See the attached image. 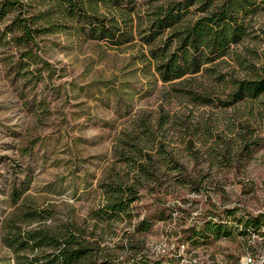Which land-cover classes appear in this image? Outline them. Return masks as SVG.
<instances>
[{"label": "rangeland", "instance_id": "374dc122", "mask_svg": "<svg viewBox=\"0 0 264 264\" xmlns=\"http://www.w3.org/2000/svg\"><path fill=\"white\" fill-rule=\"evenodd\" d=\"M134 1L129 16H116L122 34L113 40L90 39L61 17L52 23L66 24L62 31L41 33L25 48L6 30L16 14L0 18V264L44 262L56 248L10 241L31 231L62 238L66 225L90 260L264 261V236L192 244L184 232L212 213L219 221L227 208L264 213V93L233 97L264 63V0H251L245 35L229 55L172 82L156 67L207 4L189 7L181 23L147 43L157 7L184 0ZM101 6L100 17L114 15ZM114 183L133 188L135 198L127 215L104 219L97 210Z\"/></svg>", "mask_w": 264, "mask_h": 264}, {"label": "trees", "instance_id": "16d2710c", "mask_svg": "<svg viewBox=\"0 0 264 264\" xmlns=\"http://www.w3.org/2000/svg\"><path fill=\"white\" fill-rule=\"evenodd\" d=\"M211 1H169L157 7L148 29L149 34L144 38L147 43L154 42L165 30L173 29L181 23L189 7L197 2L207 4L200 9L204 16L193 23L183 25L177 48L165 55L163 63L156 67L164 82L181 80L187 75L200 72L203 66L229 55L231 46L239 43L244 37L246 32L244 13L254 6V3L251 0H219V4L209 12L208 3ZM102 4L114 13L112 17H100ZM136 6L134 0H2L0 18L10 13L16 14L11 24L6 27L7 33L13 34L12 41L17 46L29 48L37 44V38L41 33L52 34L62 31L60 27H66V24L52 23V19L56 18L59 21L61 17L66 18L67 23L71 22L74 30L84 33L90 39L119 38L118 35L122 33L116 16H129ZM254 76L253 79L237 83L233 94L235 102L248 98L255 99L264 93V63ZM106 192L108 202L97 210V214L104 219L127 215L130 202L135 198L134 189L114 183L109 185ZM236 213L234 208L224 209L218 218L219 221L213 220L217 215L212 213L202 226H191L184 230L189 234L187 239L192 244H197L209 239L228 238L234 234L240 237L253 234L264 236V213L256 215ZM36 215L38 214L35 212L32 216ZM229 219L231 221H228ZM149 225L147 221L140 222L142 230H147ZM65 227L67 232L62 238H55L39 231L27 233L26 238L21 234H15L10 244L18 243L22 249L43 246L57 249L51 256L46 257L44 262L39 263L37 257H28L19 261V264H150L149 260L142 256L127 260L109 258L90 260L89 247L79 240L74 229L68 228L67 225ZM29 241H33V244H28ZM166 264L174 263L167 261Z\"/></svg>", "mask_w": 264, "mask_h": 264}, {"label": "built area", "instance_id": "2783aa9c", "mask_svg": "<svg viewBox=\"0 0 264 264\" xmlns=\"http://www.w3.org/2000/svg\"><path fill=\"white\" fill-rule=\"evenodd\" d=\"M240 264H263V260L255 259L253 256H248L245 257Z\"/></svg>", "mask_w": 264, "mask_h": 264}]
</instances>
